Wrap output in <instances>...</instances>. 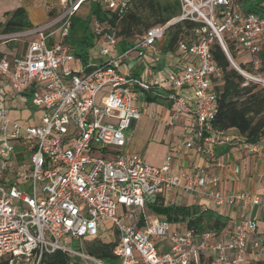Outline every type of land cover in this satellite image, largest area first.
<instances>
[{
  "label": "built area",
  "instance_id": "2783aa9c",
  "mask_svg": "<svg viewBox=\"0 0 264 264\" xmlns=\"http://www.w3.org/2000/svg\"><path fill=\"white\" fill-rule=\"evenodd\" d=\"M83 1L60 0V15L47 24L0 36L6 42L32 38L26 41L25 53L0 58V260L43 264L47 255L62 252L80 264H109L84 246L76 250L73 243L85 244L111 231L118 239L113 250L116 264L256 260L264 254V232L259 235L253 219L238 221L228 234L215 239L210 231L178 230L152 215L148 205L165 201L176 191L194 194L215 208L241 204L254 208L260 205L259 197L222 194L220 178L202 168L193 174L173 169V153L161 165L148 164L128 151L126 130L149 114L143 108L146 92L166 94L171 106L168 125L184 116L189 119L182 134L186 150L202 142L203 152L213 154L215 146L238 143L257 153L258 144L217 130L212 123L218 109L214 83L221 71L211 45L217 39L235 69L264 85L261 75L248 74L236 65L224 41L227 35L243 52L256 57L264 46V16L245 14L239 0H179V17L150 28L126 52L114 56L117 37L105 33L99 55L110 56L109 60L87 66L63 44ZM106 5L119 18L129 6L126 0H107ZM184 20L207 26L197 30L198 41H179L176 64L163 65L156 78L146 79L143 71L157 64L150 53L166 39L171 26ZM94 27L97 32L101 29L97 22ZM57 35L59 41L54 40ZM258 66L254 62L256 70ZM135 69L142 74L132 75ZM22 98L36 111L26 119L13 115L18 107L4 106ZM20 141L29 142L26 149L16 145ZM251 237L256 238L252 248L257 255L249 260L245 254Z\"/></svg>",
  "mask_w": 264,
  "mask_h": 264
},
{
  "label": "trees",
  "instance_id": "16d2710c",
  "mask_svg": "<svg viewBox=\"0 0 264 264\" xmlns=\"http://www.w3.org/2000/svg\"><path fill=\"white\" fill-rule=\"evenodd\" d=\"M126 1L129 4L128 9L119 18L117 14L107 8V5L106 7L103 6L104 2L85 0L79 11L87 2H89L90 10L85 16L76 14L71 19L69 35L63 40V44L68 45L76 57L87 63L93 55L91 51L98 45L101 47L104 45L105 33L115 34L120 51L126 52L143 35L140 28L146 27L144 30L146 32L150 28L164 26L181 15L179 0ZM238 2L245 14L264 16V0H239ZM56 11L57 9L49 8L47 10L48 17L53 19ZM94 22L100 24L99 32L95 30ZM206 26L205 23L191 20L174 24L167 31V39L163 47L160 48L161 51L176 53L178 52L179 41L184 40L188 43L198 41L197 30ZM34 28L35 26L27 17L26 9L22 6L12 13L7 12L4 19L0 18V36L14 35ZM224 41L231 57L235 59L238 56L237 52L242 51L240 46L227 35L224 36ZM27 43H23L19 50L21 54L25 53ZM11 49L8 55L10 57L16 56L18 50L13 47ZM211 51L215 63L221 71V77L214 83V89L218 94V109L212 121L214 127L217 130L230 132L237 139L247 143H260L264 138V85L248 80L235 69L217 39L213 40ZM5 55L7 53L0 52V58ZM251 62L249 65L241 63L239 67L252 75L259 74L264 77V46ZM254 62L259 64L257 70L253 65ZM145 95L148 103L164 98L163 94L159 95L153 92H146ZM148 208L152 215L169 221L180 231L194 230L197 233L210 231L215 239H221L232 230L230 219L212 210H202L195 206L165 205L163 199L151 203ZM117 244V241L102 242L97 237L86 241L85 249L89 254L109 264H116L118 260L113 255V250ZM0 264H9V262L0 260ZM43 264L80 263L69 255L55 252L47 255ZM247 264H264V258L250 261Z\"/></svg>",
  "mask_w": 264,
  "mask_h": 264
},
{
  "label": "crops",
  "instance_id": "0c3cea01",
  "mask_svg": "<svg viewBox=\"0 0 264 264\" xmlns=\"http://www.w3.org/2000/svg\"><path fill=\"white\" fill-rule=\"evenodd\" d=\"M47 1L50 2V8L57 9L53 17L60 15V12L62 10L60 7V0ZM24 8L28 13L30 10L29 7L26 6ZM30 21L35 27H38L47 24L50 21V18L48 17L46 12L43 19L39 18V16L31 18L30 15ZM159 43L157 46V50L150 53V57L157 59V64L150 66V71L146 73L145 71H143V76L146 79L156 78V76L158 75V70H160L161 66L176 64L180 59L178 52H162ZM1 53L5 52L1 51ZM131 73L132 75L137 77L142 74V72L141 74L140 72H138V69H135V71H132ZM1 84L2 82H0V86ZM26 107L28 108L27 105ZM168 109L169 111H171L170 104H168ZM14 113L16 114V117H21L18 115L21 113V110H15ZM28 116L29 114H26L23 119H26ZM182 119L185 122L181 124L179 132L180 130L181 132H184V127L189 120L186 116H184ZM179 137L177 142L179 141ZM203 147L204 143L202 142H197L196 147L192 150H186L183 147V142L179 145L174 146L169 152V154H174L173 169L193 174L198 168H202L204 169L206 174L217 176L220 178V190L222 194L232 192H245L247 194L258 196L260 199V205L254 208H249L246 205L241 204L234 207L225 206L218 209L213 207L210 202L202 200L200 197L191 194L198 202V204L194 206L199 207L202 210H212L215 213L230 219L232 228L240 220L253 219L258 225V232L259 235H261L264 232V138L260 143H258L259 150L257 153H251L238 143H233L225 146H215L213 154L204 153ZM162 162L163 159L158 162V165H161ZM235 168L239 169L238 174L235 173ZM179 193L180 192L176 191L173 192L172 195L169 194L168 197L171 195L170 201L177 202ZM164 202L165 205H167V199ZM187 203L188 201L186 200L184 206H187ZM255 240L256 238L254 237H251L249 240V250L247 249V252L245 254L246 259L250 260L254 255H257V251L253 250L252 248V244L253 242H255ZM262 258H264V254H262L257 259ZM210 262V259H204V264H210Z\"/></svg>",
  "mask_w": 264,
  "mask_h": 264
},
{
  "label": "rangeland",
  "instance_id": "374dc122",
  "mask_svg": "<svg viewBox=\"0 0 264 264\" xmlns=\"http://www.w3.org/2000/svg\"><path fill=\"white\" fill-rule=\"evenodd\" d=\"M100 1L104 2L103 6L106 7L105 2L107 0H100ZM49 4L50 2H48L47 0H0V18L4 19V14H6L7 12L12 13L20 6H24V7L27 6L30 9L29 12L27 13V17L29 18V20H30V15L31 18L39 16V18L43 19L45 17V13L50 8ZM89 10H90V5L89 2H87L85 3V6L81 9V11H78L77 14H79L80 16L82 15L85 16V14L89 12ZM140 30L144 34L145 33L144 30H146V27H142L140 28ZM209 30L211 31V29ZM59 38L60 36L57 35L56 37H54V40L59 41ZM31 39L32 38L28 37V38H22L21 40H17V42L9 41L7 43H4L6 42L5 41L6 39L0 37V49H1L0 52L4 51L8 55V53H10V51L12 50L11 47L18 50V52H21L19 50L22 48L23 43ZM166 39L159 43V46H161V48L166 42ZM100 48L102 47L98 45L91 51L93 55L92 57H90V60L86 63L87 66L98 65L101 62H106L107 60H109L110 56L99 55V51L101 50ZM112 52L114 56H116V54L122 53V51H120L119 49V46L112 48ZM237 53L238 56L235 59L232 57L236 65L239 66V64L241 63L249 65L252 63L251 61L253 57L250 54L243 52V50L238 51ZM245 72L248 73L247 71ZM163 96L164 98L159 99L158 101L153 102L151 104L143 103L144 106L143 108H146L149 111V114L143 115L135 127L126 130V135L128 138V151L132 154H137L143 157V159L150 165H158V162H160L162 159L164 160V158L169 154L170 150L174 146L184 142V138H182V134L184 132L183 131L181 132V130L179 132V128L181 127V124H183L185 121L181 118L177 122L172 123V125H168L171 119L170 118L171 113L168 109L169 103L168 100L166 99L167 95L163 94ZM10 97H11V92L9 91L8 98ZM24 100L25 99L22 98L21 99L22 102L15 104L12 102H7L6 104H4V106L7 108L18 107V110H21V113L18 115L21 116L22 118H24L26 114L29 115L36 114V111H33L30 108H27L26 105H24L23 103L25 102ZM13 115L16 116L15 113H13ZM178 137H179V141L177 142ZM16 145L20 149H26V147L29 145V142L20 141L17 142ZM171 195L167 198V205L175 204L176 206L181 207L184 206L186 200L188 201L187 207H193L194 205L198 204L197 200L191 194L189 195L187 193L180 191L177 202L170 201ZM148 210L150 209L148 208ZM106 226L108 229H111L112 223L107 222ZM111 232L101 233L99 239L102 242H111L112 240L115 242L118 241L117 238H114ZM85 245L86 242L84 244L83 241H78V240H75V242L73 243V247L76 250H81L83 246L85 249L86 247Z\"/></svg>",
  "mask_w": 264,
  "mask_h": 264
},
{
  "label": "bare ground",
  "instance_id": "6f19581e",
  "mask_svg": "<svg viewBox=\"0 0 264 264\" xmlns=\"http://www.w3.org/2000/svg\"><path fill=\"white\" fill-rule=\"evenodd\" d=\"M84 1H85V0H84ZM84 1H83V2H84Z\"/></svg>",
  "mask_w": 264,
  "mask_h": 264
}]
</instances>
